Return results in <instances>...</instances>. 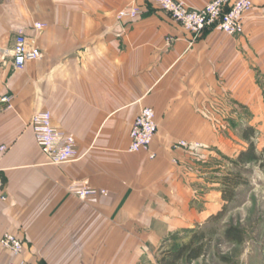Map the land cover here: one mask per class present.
I'll return each instance as SVG.
<instances>
[{
    "label": "crops",
    "instance_id": "0c3cea01",
    "mask_svg": "<svg viewBox=\"0 0 264 264\" xmlns=\"http://www.w3.org/2000/svg\"><path fill=\"white\" fill-rule=\"evenodd\" d=\"M184 1L198 9L212 0ZM132 2L140 15L119 21ZM146 2L0 0V97L13 96L10 107L0 102V144L9 147L0 154V239L18 236L25 264H160L164 246L165 264H264L254 234L264 228L224 220L231 184L213 177L217 153L240 147L237 106L258 87L264 0H253L236 35L194 34ZM20 32L43 57L16 69L6 53ZM144 106L156 111L158 131L150 151L129 152ZM42 110L74 133L76 158L54 164L42 152L30 126ZM73 184L99 193L82 199ZM229 226L237 239L226 238ZM183 246L200 255L188 261L189 248L170 263ZM10 258L0 244V264Z\"/></svg>",
    "mask_w": 264,
    "mask_h": 264
},
{
    "label": "built area",
    "instance_id": "2783aa9c",
    "mask_svg": "<svg viewBox=\"0 0 264 264\" xmlns=\"http://www.w3.org/2000/svg\"><path fill=\"white\" fill-rule=\"evenodd\" d=\"M155 2L175 21L194 34L213 28L227 34H240L244 30L246 15L254 8L253 0H212L203 8L198 9L190 7L184 0H155ZM140 13L141 9L137 5L130 4L119 13L118 18L120 21L127 18L133 19ZM35 27L38 30L41 29L42 23H36ZM14 42V46L6 55L12 58L16 69L24 68L30 60H39L43 57L42 49L24 32H20ZM12 99L13 96L8 94L1 96L0 102H5L10 107ZM140 111L130 130L129 152L150 151L158 131L156 111L150 106H144ZM30 126L34 130L36 142L50 162L58 164L77 157L79 149L74 133L56 127L49 110L34 113ZM179 144L187 146L186 141H181ZM8 149L6 144H0V154ZM151 156L155 157V154L151 153ZM71 189L82 199L99 193L89 184L81 186L73 184ZM3 190L4 179L0 175V193ZM101 194H107V190L102 189ZM0 244L11 253V258L6 264H25V261L19 258L23 253L24 245L18 236L5 232L0 239Z\"/></svg>",
    "mask_w": 264,
    "mask_h": 264
},
{
    "label": "rangeland",
    "instance_id": "374dc122",
    "mask_svg": "<svg viewBox=\"0 0 264 264\" xmlns=\"http://www.w3.org/2000/svg\"><path fill=\"white\" fill-rule=\"evenodd\" d=\"M153 2H155V0H153ZM130 4L137 5V3L133 2ZM155 4L157 5L156 2ZM127 6L128 5H126V7ZM126 7L119 10L117 14L118 20L119 13L123 9H126ZM261 43L263 45L264 41L261 40ZM257 49L259 51L257 53L258 64L253 74L257 78L258 87L250 92L252 93L250 96V105L245 104V106H241L239 104L240 106H237L238 108L240 107L239 111L241 109L244 116L239 117L238 132L235 133L239 135V137L236 136V138H234V144L238 145V138H240L241 148H234V150L230 149V153L225 155L218 152L215 158L217 170L213 176L217 180L220 179L231 184L228 185L227 190H231L229 194H232V196L229 195L230 199L228 202L224 203L222 209L224 215L227 212L232 213L229 214L230 216H228L227 219L224 218V220L229 221L232 225L235 223L250 227V229L264 228V166L261 165L259 161L245 163L240 157L241 152L246 151L252 144L258 153H261L264 148V46H262V48L257 47ZM6 57L11 61V57L7 55ZM243 78L245 81L249 80L246 78L245 73L243 74ZM248 128H251V131H249ZM225 149L227 151V148ZM254 234L264 239V229L263 232H256ZM174 243H176V241H174ZM166 247L167 246H164L157 254L160 264H163L164 259L169 256L166 254ZM210 253L214 254L213 251Z\"/></svg>",
    "mask_w": 264,
    "mask_h": 264
},
{
    "label": "trees",
    "instance_id": "16d2710c",
    "mask_svg": "<svg viewBox=\"0 0 264 264\" xmlns=\"http://www.w3.org/2000/svg\"><path fill=\"white\" fill-rule=\"evenodd\" d=\"M249 131H251V128H248ZM241 160L245 163L247 162H257L259 161L261 165L264 166V148L262 149L261 153H258L253 144L249 146L246 151L241 152L240 154ZM239 229L236 226H229L226 229L225 236L229 240H235L236 238V232H238ZM190 251L188 252L187 260L192 261V259L197 258L200 255V251L197 248L189 247ZM188 246H183L177 248L176 251L172 253V259L170 260V263H175L177 262L178 259L186 255L185 253L187 252L186 249H189ZM166 259H164L163 264H165ZM167 263V262H166Z\"/></svg>",
    "mask_w": 264,
    "mask_h": 264
}]
</instances>
